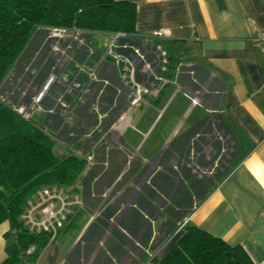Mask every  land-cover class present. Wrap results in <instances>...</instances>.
<instances>
[{
    "label": "crops",
    "instance_id": "obj_1",
    "mask_svg": "<svg viewBox=\"0 0 264 264\" xmlns=\"http://www.w3.org/2000/svg\"><path fill=\"white\" fill-rule=\"evenodd\" d=\"M114 1L136 7L133 46L164 32L148 39L147 61L105 56L115 33L37 30L3 85L59 155L86 164L63 226L24 264H149L187 226L264 264V0ZM123 75L148 90L136 104Z\"/></svg>",
    "mask_w": 264,
    "mask_h": 264
},
{
    "label": "trees",
    "instance_id": "obj_2",
    "mask_svg": "<svg viewBox=\"0 0 264 264\" xmlns=\"http://www.w3.org/2000/svg\"><path fill=\"white\" fill-rule=\"evenodd\" d=\"M135 21L136 7L125 1L0 0V86L37 30L131 36ZM85 165L77 156L59 155L48 135L0 100V225L9 226L6 258L1 264L37 259L53 232L33 231L25 225L23 217L34 205L32 199L46 190L72 191ZM149 264L253 262L240 246L187 226L171 250Z\"/></svg>",
    "mask_w": 264,
    "mask_h": 264
},
{
    "label": "rangeland",
    "instance_id": "obj_3",
    "mask_svg": "<svg viewBox=\"0 0 264 264\" xmlns=\"http://www.w3.org/2000/svg\"><path fill=\"white\" fill-rule=\"evenodd\" d=\"M48 32L50 35L52 34V32L57 33L56 31H53V30L48 31ZM83 39H85V37L84 38L83 37L78 38V40H83ZM114 40H116V42L119 46L118 47L119 50H128L132 53L131 48H136L139 50V52L141 54L144 55V60L147 61L148 56L146 55L145 50L148 49V46H151L149 43H148L149 45H147V46H141L139 43H137V45L133 46L132 43H135V42L128 40V38L127 39L126 38H120V39H114ZM84 43H85V41H84ZM110 43L107 44L106 50H107V47ZM105 56L109 57L108 55H105ZM164 59L167 60L166 55L164 56ZM31 67H32V65L29 66L28 70H31ZM12 74L8 73L6 75V77L4 78L1 86H0V100H2V101H7L8 97L10 96L9 92L6 91V89L5 90L3 89V85L10 83L14 80V78H13L14 74L13 75ZM45 83L43 84V86L45 85ZM50 88H51V85L49 86V88L45 92V94L49 91ZM61 153H64V152H61ZM46 191H47V194H44V192H41L40 194L36 193L35 197L32 199V203H34V205L31 206V208L26 213V215H24L23 219L25 221V225L30 230L40 231L43 228H49L50 230L53 231V229H51V228L54 226V228H55V230L53 231V233H54L57 229V226L55 223L57 221H60V219L63 217L66 220V216H67L68 212L72 209L73 198L71 195L75 192L71 191V189H69V190L51 189V190H46ZM56 202H59V204L61 205V207H60L61 211L60 212H57V209L55 208ZM50 213H51L52 217L50 216ZM62 226H63V223H62L61 227ZM31 250H32V248L30 249V251Z\"/></svg>",
    "mask_w": 264,
    "mask_h": 264
},
{
    "label": "built area",
    "instance_id": "obj_4",
    "mask_svg": "<svg viewBox=\"0 0 264 264\" xmlns=\"http://www.w3.org/2000/svg\"><path fill=\"white\" fill-rule=\"evenodd\" d=\"M57 32V30H54ZM61 31V30H59ZM64 32V31H61ZM77 34H80L79 32H77ZM165 34L162 31H157V32H152L150 33L148 36L142 37V38H138V43L141 46H147L148 44V39L150 38H161L163 37ZM120 38H128L127 35L122 34V33H115L112 42L108 45L107 50H106V55H108L109 57H112L115 60H119V57L116 55V51L119 49L118 44L116 42V40L114 39H120ZM256 46L261 48L264 54V32H261L256 40H255ZM132 50V54L137 57L139 60L144 61V55L141 54L139 52L138 49L136 48H131ZM158 59L160 60V62L164 63L165 59L162 55L158 56ZM123 62L126 63L128 66H132V62L129 58L124 57L123 58ZM125 71H127L126 68H124ZM130 73L132 75V70H130ZM131 75H123V79H127V83H130L134 88H135V95L133 96V98L131 99V104H136L139 99H140V94L141 93H148L147 89H144L143 91H140L138 86L133 82ZM54 81V76H49V78L47 79L45 85L42 87V89L40 90L39 94L37 95V97L34 99V103H39L41 98L43 97L44 93L48 90L49 86L52 84V82ZM19 112H21L22 110H18ZM44 194H47V191H43ZM51 216V213H50ZM52 217V216H51ZM54 217V216H53ZM64 221V217L60 219V221H57L55 224L57 226V228L61 227L62 223ZM45 230H49V228H43ZM53 230H55L54 226L51 228Z\"/></svg>",
    "mask_w": 264,
    "mask_h": 264
}]
</instances>
